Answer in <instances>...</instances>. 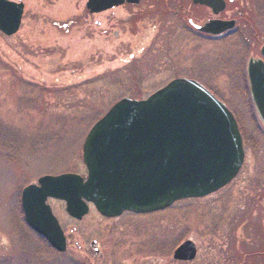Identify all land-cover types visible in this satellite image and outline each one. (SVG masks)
Instances as JSON below:
<instances>
[{
    "label": "rangeland",
    "instance_id": "1",
    "mask_svg": "<svg viewBox=\"0 0 264 264\" xmlns=\"http://www.w3.org/2000/svg\"><path fill=\"white\" fill-rule=\"evenodd\" d=\"M9 1L24 10L16 34L0 33V264H264V127L233 91L264 44V0L227 3L219 17L236 25L217 41L183 33L187 19L213 17L191 0H140L98 15L86 0ZM188 78H200L237 119L245 139L237 176L205 198L116 220L90 207L76 221L49 200L65 253L34 236L19 205L23 188L43 176L85 177L81 148L94 122L123 98L144 100ZM185 241L195 259L173 261Z\"/></svg>",
    "mask_w": 264,
    "mask_h": 264
},
{
    "label": "water",
    "instance_id": "2",
    "mask_svg": "<svg viewBox=\"0 0 264 264\" xmlns=\"http://www.w3.org/2000/svg\"><path fill=\"white\" fill-rule=\"evenodd\" d=\"M231 1V0H230ZM139 0H86L90 14H99ZM213 15L225 9L223 0H192ZM23 5L0 0V33L16 34ZM235 21L212 20L202 33L220 35ZM264 59V45L260 49ZM247 79L264 124V63L250 60ZM86 179L74 174L44 176L20 194L27 226L56 252L65 238L48 199L61 201L66 214L80 220L87 205L105 218L123 212L150 214L185 199H198L227 185L243 162L241 137L232 114L198 83L176 79L142 101L121 99L88 131L82 144ZM195 248L183 242L175 261H192Z\"/></svg>",
    "mask_w": 264,
    "mask_h": 264
},
{
    "label": "flooded vegetation",
    "instance_id": "3",
    "mask_svg": "<svg viewBox=\"0 0 264 264\" xmlns=\"http://www.w3.org/2000/svg\"><path fill=\"white\" fill-rule=\"evenodd\" d=\"M139 2H140V0H139ZM139 4V3H138ZM190 4H191V7L192 8H198V7H200V8H204V9H206V10H208L210 13H211V11L209 10V9H207V8H205V7H203V6H199V5H193L192 4V0H191V2H190ZM124 6V5H123ZM221 14V13H220ZM220 14H218V15H216V16H213L212 15V13H211V15L213 16L212 18H210V19H206V20H204V21H199L200 22V24H198V23H194L191 19H187V29H184V34H186V33H188L189 35H193V36H195L197 39H209V40H214V41H217V40H220V39H222L227 33H224V34H221V35H219V36H211V35H207V34H203L202 32H200V31H198L197 29H196V27H202V26H204L207 22H209V21H211V20H224V19H221L220 17H219V15ZM259 53H260V50H259ZM250 59H252V60H260L261 62H263L264 63V59L259 55V57H257V58H250ZM250 59H248V61L250 60ZM248 61H247V63H248ZM247 63H246V66L244 67V73H243V75L241 76V74H240V82H239V79L237 78V88H234L233 89V91H235L238 95H240V96H244V95H246V97H247V99H248V101H249V104H250V106H251V109H252V112L254 113V116H256V118L258 119V121H259V123L261 124V126L262 127H264V125H263V123L261 122V120H260V118H259V116H258V114H257V111H256V108H255V105H254V103H253V100H252V96H251V91H250V87H249V82H248V79H247V74H246V67H247ZM189 79V78H188ZM193 80V79H192ZM196 81V80H195ZM196 82H198V83H200L202 86H204L201 82H200V78H198V80L196 81ZM240 85H241V87H240ZM205 87V86H204ZM206 88V87H205ZM223 104H224V102L223 101H221ZM225 105V104H224ZM226 106V105H225ZM227 107V106H226ZM233 114V113H232ZM233 116H234V114H233ZM234 118H235V116H234ZM235 120H236V122H238L237 121V119L235 118ZM241 137H242V147H243V142L245 141V139H244V137H243V135H242V133H241ZM243 151H244V149H243ZM244 162V161H243ZM220 191V190H219ZM129 215H133V214H130V213H128ZM121 216H123V215H121ZM120 216V217H121ZM120 217H117V218H112V219H108V220H116V219H120ZM59 226H60V224H59ZM60 228H61V226H60ZM61 230L63 231V229L61 228ZM63 234H64V231H63ZM65 236V235H64ZM44 241V240H43ZM65 242H66V238H65ZM44 243L47 245V243L44 241ZM48 246V245H47ZM66 246H67V243H66ZM89 246H90V248H91V253H92V256H96V255H99L100 254V251H101V249L99 248V245L97 244V243H95V241L94 240H92L90 243H89ZM65 251H66V248H65ZM65 251L63 252V253H65ZM63 253H57L58 255L59 254H63ZM21 259L22 260H24L25 261V257L23 256V255H19V261H21ZM174 261V260H173ZM25 263H26V261H25ZM19 264V263H18ZM24 264V263H23Z\"/></svg>",
    "mask_w": 264,
    "mask_h": 264
},
{
    "label": "trees",
    "instance_id": "4",
    "mask_svg": "<svg viewBox=\"0 0 264 264\" xmlns=\"http://www.w3.org/2000/svg\"><path fill=\"white\" fill-rule=\"evenodd\" d=\"M254 2H255V0H254Z\"/></svg>",
    "mask_w": 264,
    "mask_h": 264
}]
</instances>
